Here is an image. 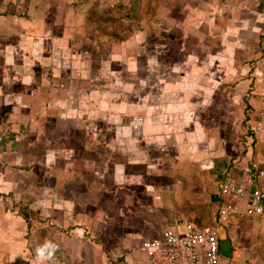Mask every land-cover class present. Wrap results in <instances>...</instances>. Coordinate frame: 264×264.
I'll return each mask as SVG.
<instances>
[{"label":"rangeland","instance_id":"374dc122","mask_svg":"<svg viewBox=\"0 0 264 264\" xmlns=\"http://www.w3.org/2000/svg\"><path fill=\"white\" fill-rule=\"evenodd\" d=\"M42 1L0 0V50L30 48L21 57L35 79L32 96L44 97L9 120L0 99V143L10 140L11 151L25 156L11 168L21 176L19 193L28 190L26 198L11 195V262L0 251V264H62V229L82 224L73 216L76 207L87 215L90 206L105 208L100 217L112 224L102 232L111 239L156 217L147 213L151 198L136 186L141 173L183 176L186 166L199 172L217 143L241 142L254 119V87L244 84L251 71H237L253 60L221 38L212 14L208 23L200 20L199 2L187 4L188 18L177 0ZM40 36L50 37L47 44L36 40ZM18 63L13 68L23 70L26 63ZM18 87L10 91H24ZM60 205L69 214L63 217ZM46 242L55 248L41 258L37 249ZM123 249L109 248L124 255Z\"/></svg>","mask_w":264,"mask_h":264},{"label":"crops","instance_id":"0c3cea01","mask_svg":"<svg viewBox=\"0 0 264 264\" xmlns=\"http://www.w3.org/2000/svg\"><path fill=\"white\" fill-rule=\"evenodd\" d=\"M177 1L182 2L180 3V8L183 10V16L188 18L192 16L190 17L187 4L189 2H199L200 10L196 14H201L200 20L208 23L212 14L214 25L217 26L216 23H220L222 27L221 38L228 39L235 51L238 48L246 59L253 60L251 64H247V66L245 65L246 67L238 68L237 70L239 73H241L240 70L242 72L251 71L246 83H244L247 86H251V88L254 87L250 92L255 96L251 100V102L253 101L252 104H250L254 116L253 123L251 122L250 124V133H247L241 142L239 140H227L219 145L217 143L216 155L204 162V168H198L199 172L191 169L190 166H186L180 170V172H183V176L177 170L166 176L156 175L148 170L146 177L142 174L144 172L141 173L142 182L138 181L137 178H135L137 181L133 178L129 179L128 182L135 181L136 186L151 198L150 205L146 207L147 213L157 215L153 218L141 219L138 226L127 227V232L119 237L114 236V239H111L113 238L112 235L108 236L102 232V230L105 231L110 228L112 224L111 222H108L110 224L106 223L111 221L107 217H100V214L104 215L103 211H105V208L101 207L102 211L97 212L95 206H90L88 215L83 212L82 208L76 207L75 212L72 209L73 216L78 218V221H81L82 224L76 223L77 226H69L66 231L64 228L62 229L63 241H60L62 242V249L59 251L61 252L60 260H57L61 261L60 263L62 264H144V258L137 254L138 243L142 239L151 237L154 232L155 235H158L161 229L173 218H182L196 222L199 225H214L218 212L214 207L218 209L219 206L217 192L220 183L227 176L239 179L241 177V167L248 163L264 167V137L256 136L252 132V126L257 119L259 108L258 93L261 82L264 80V0ZM168 7H170L169 4ZM25 38L28 39L27 36ZM46 39H50V37H36V40L45 44H47L44 42ZM226 44L223 42L222 47L226 48ZM26 45L28 46L29 42H26ZM14 49L19 51L15 52ZM29 49V47L13 48V46H8L7 49L0 50V56L2 57L0 62V88L5 90H3V96L0 99L2 100L5 97L4 105H7L9 109L8 115L6 114L7 116H5L7 120L10 117L17 119L19 117L18 113L22 114L23 110L28 108L25 103L34 101L41 103L44 99L43 94H40L39 91L36 92L35 96H32V91L35 90L33 85L35 79L31 76L30 64L21 57L22 52ZM228 49L230 50V48ZM17 53L20 56L18 57L20 59L19 63L15 57ZM28 60H31V58ZM17 63L20 67L23 63H26L24 64L25 68L23 70L20 69V71L14 69L13 65ZM26 70L27 72L29 70V73H25ZM13 85H18V88L24 91L11 92L10 88ZM26 88L32 89L25 92ZM13 109L14 111L17 110V114H11ZM7 129H11V124L8 125ZM4 132L5 129L3 131L0 130V133L4 134ZM15 142L17 143V141ZM16 153L11 151L10 140L8 143L6 140L4 143H0V251L8 255L9 258L4 257L9 262H11V209L8 210V208L11 205V195L21 199L22 195L26 198V192H28V190L23 189V194L19 193L18 189L21 186L18 178L21 176L18 177L15 172H12V166L18 165L20 162L23 163L26 159L24 155L20 157V153ZM50 161L51 159H49V162L45 161V163L50 164ZM171 162L175 163L176 161L173 159ZM134 166L138 167L139 165ZM148 167L151 169L153 165ZM135 177L137 176L135 175ZM178 177H181V179ZM116 178L120 179L115 180L117 183L123 182L121 175ZM150 178L151 180L152 178L159 180L170 179L171 183L164 185L159 182L156 184V182H144L143 180ZM180 193H184V195ZM62 200V203H72L67 199L66 202L64 199ZM214 200H218V202L213 203ZM211 205H214L213 210H208ZM5 206L8 207L6 208ZM59 207L57 210L62 209L63 217L65 214H69L66 213L69 209L68 206L64 205L61 207L60 205ZM55 209H48L47 211L52 213V215H59V213L54 212ZM47 213L44 211L43 214ZM96 213L99 214L97 215ZM169 216H171V219H168ZM100 221H104V224ZM100 226L104 227L99 228ZM218 236L222 264H264V213L251 219L229 218L220 226ZM110 247L124 248L125 256L119 250L115 254H111ZM130 247L135 249L132 250V253L127 254V248ZM64 249L67 250L65 251ZM1 255L0 262L4 261L3 255Z\"/></svg>","mask_w":264,"mask_h":264},{"label":"built area","instance_id":"2783aa9c","mask_svg":"<svg viewBox=\"0 0 264 264\" xmlns=\"http://www.w3.org/2000/svg\"><path fill=\"white\" fill-rule=\"evenodd\" d=\"M257 119L252 126L264 137V80L258 93ZM219 207L214 225L173 218L158 235L139 242L144 264H222L218 231L229 218L251 219L264 213V167L248 163L241 177L227 176L219 185Z\"/></svg>","mask_w":264,"mask_h":264},{"label":"clouds","instance_id":"9594fccd","mask_svg":"<svg viewBox=\"0 0 264 264\" xmlns=\"http://www.w3.org/2000/svg\"><path fill=\"white\" fill-rule=\"evenodd\" d=\"M54 248H55L54 245H52L49 242H46V244L44 245V247L37 249V254H38L39 257L43 258L44 257L45 249H54ZM50 256H51V252H49V258H50Z\"/></svg>","mask_w":264,"mask_h":264}]
</instances>
